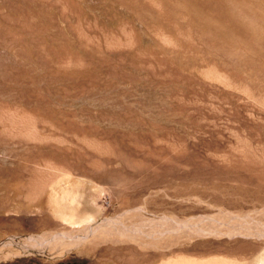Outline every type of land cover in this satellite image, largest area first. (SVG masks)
<instances>
[{
    "label": "rangeland",
    "instance_id": "374dc122",
    "mask_svg": "<svg viewBox=\"0 0 264 264\" xmlns=\"http://www.w3.org/2000/svg\"><path fill=\"white\" fill-rule=\"evenodd\" d=\"M52 167L68 174L43 190ZM53 195L97 222L140 211L161 245L210 217L225 234L189 253L255 262L264 0H0V242L64 231ZM109 246L0 264H113Z\"/></svg>",
    "mask_w": 264,
    "mask_h": 264
},
{
    "label": "bare ground",
    "instance_id": "6f19581e",
    "mask_svg": "<svg viewBox=\"0 0 264 264\" xmlns=\"http://www.w3.org/2000/svg\"><path fill=\"white\" fill-rule=\"evenodd\" d=\"M32 133L34 134V132ZM54 170L55 174L49 176L42 183L43 190L52 187L68 174H66L63 169L54 168ZM70 200L71 197L69 195H53V209L60 214L62 220L68 225L64 231H50L25 237H11L4 242H0V254L3 253L5 248H12V250L3 258L7 260L21 256H41L52 259L60 258L74 250H77L80 255V249L82 246L83 250H88V248L91 249L100 245H111L107 248V252L112 254L113 264H155L158 257H161V259H158V261L160 260L159 264H264V249L253 263H247L248 260L245 255L238 259L236 257H229L221 254L203 256L198 255L199 253H189L190 251L188 250L195 251L197 246L200 245L185 246L188 243L185 245L181 244V241L183 240L182 238L186 237L185 241L186 239H189L188 241H194V239L206 235L212 236L225 234L223 232L224 229H221L222 231H220L218 228L203 226V223L209 220L210 217L200 216L201 218L192 217L193 219L191 218L189 220H178L176 223L177 225H175L176 230H164L165 235L171 236L175 239L173 241L174 243L170 241L171 243L168 245H161V242L159 241V235H161V232L156 229L157 222L155 223L150 219H146L140 211L137 212L135 210L128 212V217H126V215H128L127 213L114 220L108 219L97 222L92 216H80L79 211L75 209V204H73L72 201V204L70 205ZM135 212H137V214L134 215ZM131 213L133 215H130ZM132 216L139 217L140 220L138 224H134L132 220H129ZM161 221L163 220L161 219ZM207 225L209 224L207 223ZM245 230L241 229L235 232L242 235L249 233V235L252 236V227L251 230L248 228V232ZM255 230L257 231V229ZM255 233L258 235L257 232ZM260 235L264 236V231L259 234V237Z\"/></svg>",
    "mask_w": 264,
    "mask_h": 264
}]
</instances>
